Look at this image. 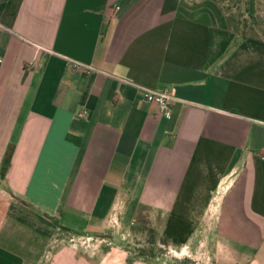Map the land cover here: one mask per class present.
I'll return each mask as SVG.
<instances>
[{
    "label": "crops",
    "instance_id": "crops-1",
    "mask_svg": "<svg viewBox=\"0 0 264 264\" xmlns=\"http://www.w3.org/2000/svg\"><path fill=\"white\" fill-rule=\"evenodd\" d=\"M258 16L264 0H0V264H172L105 233L141 205L182 249L264 264Z\"/></svg>",
    "mask_w": 264,
    "mask_h": 264
},
{
    "label": "rangeland",
    "instance_id": "rangeland-1",
    "mask_svg": "<svg viewBox=\"0 0 264 264\" xmlns=\"http://www.w3.org/2000/svg\"><path fill=\"white\" fill-rule=\"evenodd\" d=\"M249 22V19L247 20ZM256 25L254 30L260 31L259 29L264 30V20L258 16L254 18L253 21ZM253 30V31H254ZM132 224L124 227L120 218L115 222L111 223V227L105 233L115 236V241L120 243H129V251L136 252L138 256H146L151 258H160L167 261H170L172 264H183V261H188L187 264H215L212 259V251L210 248H214V241H211V237L208 238V244L205 240L200 242V236H195L193 238V247L194 252L191 253L187 248H183L182 243L177 242L176 244L169 241H165L161 234L158 233L156 226L152 223V220L149 218V208L146 205H141V207L135 211L134 218H131ZM130 222V223H131ZM208 224L210 230H212L213 223ZM126 224V223H125ZM98 237L93 236L89 239L85 237H78L69 232H61L59 235H53L52 239L64 240L65 243L76 244L78 249L87 250H98L100 247L93 248L83 241H93L100 242ZM103 242V241H101ZM213 243V245H211ZM189 247V246H188Z\"/></svg>",
    "mask_w": 264,
    "mask_h": 264
},
{
    "label": "built area",
    "instance_id": "built-area-1",
    "mask_svg": "<svg viewBox=\"0 0 264 264\" xmlns=\"http://www.w3.org/2000/svg\"><path fill=\"white\" fill-rule=\"evenodd\" d=\"M71 65L76 69L79 68L86 72L90 70V66L80 63L78 60H74ZM142 98L144 101L158 106L169 116V102L174 98L171 97L167 91H154L144 88ZM262 158L264 159V154Z\"/></svg>",
    "mask_w": 264,
    "mask_h": 264
},
{
    "label": "trees",
    "instance_id": "trees-1",
    "mask_svg": "<svg viewBox=\"0 0 264 264\" xmlns=\"http://www.w3.org/2000/svg\"><path fill=\"white\" fill-rule=\"evenodd\" d=\"M238 2H239V0H238ZM244 29V28H243ZM165 241H167L165 238H163ZM172 241L174 242V243H177V241H176V238H173L172 239ZM188 263V261H183V264H187Z\"/></svg>",
    "mask_w": 264,
    "mask_h": 264
}]
</instances>
